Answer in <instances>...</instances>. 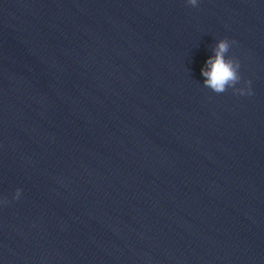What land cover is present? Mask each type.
Returning a JSON list of instances; mask_svg holds the SVG:
<instances>
[{
	"label": "water",
	"instance_id": "obj_1",
	"mask_svg": "<svg viewBox=\"0 0 264 264\" xmlns=\"http://www.w3.org/2000/svg\"><path fill=\"white\" fill-rule=\"evenodd\" d=\"M0 200V264H264V0H0Z\"/></svg>",
	"mask_w": 264,
	"mask_h": 264
},
{
	"label": "clouds",
	"instance_id": "obj_2",
	"mask_svg": "<svg viewBox=\"0 0 264 264\" xmlns=\"http://www.w3.org/2000/svg\"><path fill=\"white\" fill-rule=\"evenodd\" d=\"M190 4L195 6L197 0H188ZM232 44L235 41H231ZM230 42L227 39L216 40L211 54L206 57L204 65L201 67L200 74L203 77L202 83L205 87L209 88L212 92H224L226 88L232 87L233 92L241 96L251 95L252 89L250 81L245 80L242 87H234L240 80L238 73L239 62L228 57L226 54L229 51ZM21 190L17 188L13 193L12 199H19ZM6 201L0 200V203Z\"/></svg>",
	"mask_w": 264,
	"mask_h": 264
}]
</instances>
